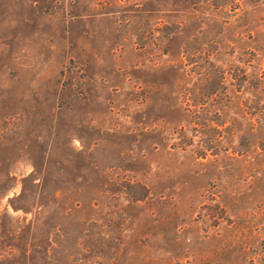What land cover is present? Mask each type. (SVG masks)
Instances as JSON below:
<instances>
[{"label":"rangeland","instance_id":"374dc122","mask_svg":"<svg viewBox=\"0 0 264 264\" xmlns=\"http://www.w3.org/2000/svg\"><path fill=\"white\" fill-rule=\"evenodd\" d=\"M264 0H0V264H262Z\"/></svg>","mask_w":264,"mask_h":264},{"label":"trees","instance_id":"16d2710c","mask_svg":"<svg viewBox=\"0 0 264 264\" xmlns=\"http://www.w3.org/2000/svg\"><path fill=\"white\" fill-rule=\"evenodd\" d=\"M263 245H264V240H263ZM262 264H264V255H263V263Z\"/></svg>","mask_w":264,"mask_h":264}]
</instances>
